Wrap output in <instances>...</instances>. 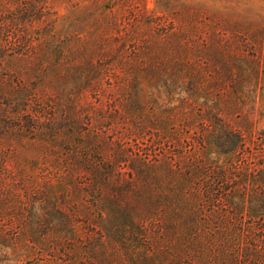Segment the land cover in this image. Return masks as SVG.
I'll use <instances>...</instances> for the list:
<instances>
[{
	"label": "rangeland",
	"instance_id": "rangeland-1",
	"mask_svg": "<svg viewBox=\"0 0 264 264\" xmlns=\"http://www.w3.org/2000/svg\"><path fill=\"white\" fill-rule=\"evenodd\" d=\"M213 115L244 136L233 167L264 170V0H0V264H97L96 230L155 242L152 199ZM242 218L264 254V211Z\"/></svg>",
	"mask_w": 264,
	"mask_h": 264
},
{
	"label": "trees",
	"instance_id": "trees-1",
	"mask_svg": "<svg viewBox=\"0 0 264 264\" xmlns=\"http://www.w3.org/2000/svg\"><path fill=\"white\" fill-rule=\"evenodd\" d=\"M194 141L200 150L198 165L192 163L191 172L183 176L168 170L173 176L166 190H159L152 199L155 207L150 211L156 219L163 217L158 220L160 230H153L156 241L143 239L146 230H96L91 253L97 264L112 259L118 264H238L245 260L261 264L264 254L240 240L244 210L252 211L257 221L263 220L264 170L248 174L245 169L233 167L244 136L214 115L212 121L200 126ZM205 166L213 168V182L195 185L196 176L206 173ZM97 200L106 209H113L114 198L99 194ZM221 202L228 206L232 217L217 207L205 212L207 205ZM132 221L130 214H123L121 225L125 227ZM227 222L234 227H228ZM139 240L143 241L142 247L135 244Z\"/></svg>",
	"mask_w": 264,
	"mask_h": 264
}]
</instances>
